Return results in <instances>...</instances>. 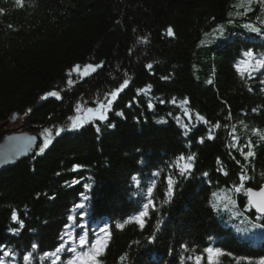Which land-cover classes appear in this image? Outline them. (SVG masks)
I'll return each instance as SVG.
<instances>
[{
    "label": "trees",
    "instance_id": "16d2710c",
    "mask_svg": "<svg viewBox=\"0 0 264 264\" xmlns=\"http://www.w3.org/2000/svg\"><path fill=\"white\" fill-rule=\"evenodd\" d=\"M218 25L223 36L213 33ZM248 48L264 54L262 0H0V127L16 114L21 133L37 141L32 154L0 170V260L26 264L31 252L30 264H52L44 253L72 245L65 232L87 233L91 241L107 224L97 264H181V257L195 264L198 255L209 264V247L223 252L213 264H259L264 217L250 208L246 189L264 187V69L241 79L235 64ZM101 62L69 86L75 65ZM125 79L106 120L54 130L39 152L44 129L67 123L85 95L105 101ZM51 91L60 99H41ZM96 99L88 100L92 107ZM249 144L253 155L245 158L237 149L247 152ZM181 155L179 166L191 165L187 178L170 167ZM167 176L174 180L171 199ZM242 176L243 190L230 192ZM148 199L155 207L141 228L130 218ZM13 210L23 227L11 219ZM73 223L80 227H64ZM8 249L15 255L4 257ZM74 255L61 252L55 264Z\"/></svg>",
    "mask_w": 264,
    "mask_h": 264
},
{
    "label": "snow or ice",
    "instance_id": "6c2138e0",
    "mask_svg": "<svg viewBox=\"0 0 264 264\" xmlns=\"http://www.w3.org/2000/svg\"><path fill=\"white\" fill-rule=\"evenodd\" d=\"M252 0H247V3H251ZM262 2H264V0H262ZM242 3H243V0H242ZM17 4H22V0H17ZM245 11H247V9H245ZM231 15V13H230ZM238 15H242V13H238ZM231 22V21H229ZM246 28H250V30L252 32H260L261 30L259 28H256V27H253V26H250V25H245ZM167 34L169 36L173 35V29L171 27H169L167 30H166ZM213 33H218L219 36H223L224 35V29H223V26L221 25H218L216 29H213ZM205 35H208L207 33ZM148 41V37H139L138 40H137V43H147ZM203 43V41H202ZM242 55V59L238 60L235 64V68L237 70V72L240 74V77L241 79H244L245 77V74H247L249 77L252 76V74L254 72H257V71H260L262 69H264V54H259L257 55L254 50L252 48H248L247 50L243 51L241 53ZM103 66V62H101L100 64L98 65H92V64H87L83 67V71L81 72V66L80 65H75L68 73L69 77H71L72 73L73 72H76L78 73L79 75H81V77H86L88 75L91 74V72H94L97 68H100ZM146 67L148 68H151L152 65L149 64V65H146ZM91 70V72H90ZM162 79H168V77H162ZM68 83L69 84H73L74 81L69 79L68 80ZM129 83V80L125 79L123 81L122 84H120L119 88L113 90L112 92L108 93L107 95L115 98L117 96V94L122 91ZM150 87V86H149ZM48 97H55L57 99H60V93L57 92V91H51V92H47L44 94V96L41 97V99H46ZM187 101H182L181 103H186ZM172 103H176V100L175 98L172 99ZM106 104L108 106L111 105V100H106L105 101H101L99 103V107L98 109H96L95 111L99 113V119L101 121H104L107 119L106 115L104 114V112L102 111L103 109H105V106ZM150 108L152 107V104L151 102H149V105H148ZM31 111V110H29ZM77 111H79V109H77ZM89 113H93L94 110L92 108H89L88 109ZM117 115H122V113H117ZM169 115H172V113H169ZM185 115H188V113H185ZM197 119H200V120H204V118L202 116H199L197 114ZM69 120L72 122L70 127L71 128H79L82 126V122L80 121L79 117H69ZM177 120H179V118L177 117ZM242 123V122H241ZM108 127H113L114 125L112 124H108L107 125ZM215 127H219L220 125L217 123V125H214ZM185 127H187V125H185ZM226 127V125H225ZM245 127H247L245 125ZM65 129L63 128H60V129H57V135L60 134V132L64 131ZM51 130L50 129H44V132L45 133H49ZM100 129L97 128V132H99ZM254 132H257L259 130L257 129H253ZM185 135H187V132L184 133ZM209 137H211V133H209ZM32 139H35V138H32ZM203 138H201V141H202ZM51 141L48 139V138H45L43 140V143L42 145L39 146V152L40 153H43L45 151V149L48 147L49 143ZM232 147H236L235 144L232 145ZM247 147L249 148V150L247 152L244 151V147H240L238 148L237 150L240 152L241 155L245 156V158H247L248 156H251L253 155V153L251 152V146L250 144L247 145ZM185 157L183 155L181 156H178L176 158V161L170 165V167H178V171H179V175L181 176H184L185 178H187V176H190L191 175V165L190 164H185L183 165L182 167L179 166V161L181 160H184ZM188 160H191L192 157H188L187 158ZM237 163H239V161H237ZM81 167V165H73V171H75L76 169H79ZM153 175H156V174H153ZM203 175L207 176V173H204ZM82 179V177H81ZM91 179V178H90ZM132 181L135 182L136 185H140L141 184V181L140 179L136 176V175H133L131 177ZM166 181H167V191H166V196L171 199L174 195V180L172 178V176H167L166 178ZM243 176L241 177V180L238 184L236 185H233V188L232 189H229L230 192H235V193H239L243 190ZM73 183H79V181H73ZM84 188L85 189H90L91 188V184L89 183H85L84 184ZM156 188V184H155V180H152L149 184V186L147 187V194L149 197H151L154 189ZM247 193L249 194V204L253 207H255L256 211L261 213V214H264V188H261L260 191L257 193V192H254L253 189L249 188L246 190ZM83 196V199L84 200H87L88 197L87 196H84L83 193L81 194ZM213 197H216V192H213L211 194ZM54 198V197H52ZM227 199L234 205L235 204V201L231 199V196L227 197ZM210 204H212V202L210 201ZM152 207L154 208L155 207V204H154V201L152 199H148L146 203H144L142 205V209L140 211L137 212V214L130 218V219H134L136 223H138L140 225L141 228H143L144 226V221L142 218L144 217H147L149 215V207ZM212 207L213 208H216L217 207V204H212ZM224 207H228L227 204L224 205ZM75 208L77 209H81L82 211L80 212V215H85L86 213L83 211L85 209V204L84 203H80V204H76L75 205ZM236 215H240V213H235ZM11 219L13 221H18L20 226L23 227V221H19L18 220V216H17V212L16 210H13L12 211V214H11ZM75 218L73 216H69L68 217V220L69 221H72L74 220ZM129 220H125L124 223H118L116 224V227L117 228H123L124 227V224L128 223ZM158 225H159V222H158ZM66 229H75L76 227H80L78 224H65L64 226ZM259 227H264V225H259ZM107 230H108V225L105 224L104 227L100 228L99 229V233L100 235H98L96 237V239L94 240H89L88 239V234L85 233V234H81V235H78L77 237H73L71 232H65L64 235H67L68 236V239L71 240L73 243L72 245L68 246L67 248H65V243L66 242H62L59 247H57L55 249V252L54 253H44V256L45 257H48L49 255H52L54 257L53 259V262L52 264H55L56 260H59V253L61 252H65V253H75V255L73 256V258L68 262V264H97V261H96V256L99 255L102 247H103V242L101 241V238L100 236L102 235H105L107 233ZM11 231L15 232L17 231V229H11ZM149 239H151V237H149ZM61 240L63 241V236L61 237ZM90 244V248L85 251L84 249L86 247H88ZM77 245H79V248H77ZM37 247V245L33 244L32 245V248L35 249ZM182 248H187V245H181ZM207 255H208V262L209 264H213V257L214 256H219V255H222L223 252L221 249L219 248H216V249H213L211 247L209 248H206L204 250ZM4 257H10V256H14L15 255V251L12 250V249H8V250H5L2 254ZM32 259V253L29 252V253H26L24 254L23 256V260L26 262V264H30V261ZM123 259V257L121 258ZM189 260H192L193 257L189 256L188 257ZM201 261H202V257L201 256H196L195 257V264H201ZM0 264H4V261L3 260H0ZM181 264H183V257H181ZM259 264H264V257H262L259 261Z\"/></svg>",
    "mask_w": 264,
    "mask_h": 264
},
{
    "label": "rangeland",
    "instance_id": "374dc122",
    "mask_svg": "<svg viewBox=\"0 0 264 264\" xmlns=\"http://www.w3.org/2000/svg\"><path fill=\"white\" fill-rule=\"evenodd\" d=\"M87 64H89V63H85L84 65H80L81 66V72L83 71V67L85 65H87ZM90 72H91V70H90ZM79 78H82L81 75H79L76 72H73L71 77L68 78V80L71 79V80L74 81V83H76V81ZM73 84H69V86L73 85ZM90 98L96 99L92 95H85L84 96V100H82L78 104L77 108L74 111V115L72 116V117H79L80 121L82 122V125H84V124H86V123H88L90 121H94V120H98L99 119L98 118L99 117V113L96 112L95 110L98 109L99 103L102 100H100V99L97 100L96 99L97 100L96 106H98V107H92L91 104L88 101V100H90ZM112 99H113V97L109 96L106 100H111L112 101ZM106 100H105V102H106ZM89 108H92L94 110V112L93 113H89V111H88ZM77 109H79V111H77ZM108 109H109V106L106 104L105 109L102 110L105 115H106V112H107ZM185 113H188V112L185 111ZM185 116L188 119H190L189 113H188V115H185ZM23 123H24L23 122V117L17 116L14 121L8 120L7 122H5L2 125V127L0 129V132H2V134H4V135L25 134V133H21V132H24ZM71 123L72 122L70 120H68V122L65 123L64 125H59V124L54 125L52 128L55 127V129L50 128L51 131L49 133H46L47 138H49L53 134L54 130H57V129H60V128L64 129V127L71 128L70 127Z\"/></svg>",
    "mask_w": 264,
    "mask_h": 264
},
{
    "label": "water",
    "instance_id": "95a60500",
    "mask_svg": "<svg viewBox=\"0 0 264 264\" xmlns=\"http://www.w3.org/2000/svg\"><path fill=\"white\" fill-rule=\"evenodd\" d=\"M16 117H17L16 114H14V116L10 119V121H14ZM32 138L35 137L26 134L4 135L2 134V132H0V170L14 165L24 155L29 153L32 154L34 147L37 143L36 138L35 139ZM261 188L259 189L251 188V189H253L254 192L258 193ZM247 195L249 198L248 193ZM253 209L255 212H257L255 207H253ZM257 213L259 215L264 216V214H261L259 212Z\"/></svg>",
    "mask_w": 264,
    "mask_h": 264
}]
</instances>
